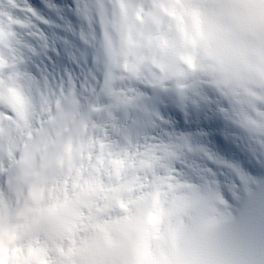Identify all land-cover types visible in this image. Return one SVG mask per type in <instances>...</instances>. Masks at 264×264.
<instances>
[{
  "label": "snow or ice",
  "instance_id": "1",
  "mask_svg": "<svg viewBox=\"0 0 264 264\" xmlns=\"http://www.w3.org/2000/svg\"><path fill=\"white\" fill-rule=\"evenodd\" d=\"M119 10L142 33L138 51L113 68L105 55L111 7L106 0L76 5L89 29L80 39L99 70L91 88L78 87L70 73L41 83L24 69L22 49H36L8 15L12 39L0 47V264H186L182 242L225 224L233 249L264 251V176L220 156L235 151V138L264 157V140L256 146L227 86L196 67L197 52L244 25L240 10L264 36V0H120ZM28 35L47 44L41 30ZM172 62L179 72L169 71ZM165 102L189 119L222 118L209 132L228 143L218 140L213 150L202 121L191 131L168 127ZM204 159L220 169L202 166Z\"/></svg>",
  "mask_w": 264,
  "mask_h": 264
},
{
  "label": "bare ground",
  "instance_id": "2",
  "mask_svg": "<svg viewBox=\"0 0 264 264\" xmlns=\"http://www.w3.org/2000/svg\"><path fill=\"white\" fill-rule=\"evenodd\" d=\"M106 1H109V6L111 7L113 14L111 17L112 38L105 47V55L107 57L108 63L113 68H115L123 60L130 58L134 53L138 51L137 41L142 33V26L139 21L135 20L134 17L130 21H126L123 18L119 10L120 0H106ZM84 2L91 3L92 0H74L73 9L70 12L69 10H66L64 6V1H59V0H43L42 1L43 7H37L35 4L29 3V0L27 1L26 0H16V3L19 7H13L8 2H4V1L2 2V0H0V3H1L0 10H2L4 13L7 14V15H0V38L12 32L13 22L8 20V15H11L12 17H14L16 21H19V24L24 23L25 25H29L30 32L41 30L43 34H45L47 37L53 36L54 40H56L57 38H60L62 40L63 39L67 40L68 42L70 41L69 38L66 36L64 37L63 35L59 34L57 31H54L55 29L50 27V24H46L45 27H40V28L37 27L36 24H33L31 17L24 13V9H27V10L28 8L33 9L38 16H40L43 20L48 21V23L49 22L58 23L57 26L60 25L62 27H67V29L71 30L73 34H76L75 32L79 34L82 28L86 33L89 31L86 21H84L81 16L77 15L75 11L77 3L83 4ZM5 5L9 6V10L5 8L6 7ZM52 5L57 8V10L53 13L48 8V6H52ZM72 15H74L75 17L79 19H82L83 20L82 25L76 24L74 20H72ZM236 16L242 19H245L246 22L244 23V25L236 30H226L223 33L221 42L214 49H210L209 51L203 54H201L200 52H197L196 53L197 65L199 66V68L201 67L205 69V72L209 71L214 81L218 79L224 80L226 77L227 78L232 77L235 81H237L238 84L239 82L241 81L243 82L246 80L254 81L256 79L257 81H259L260 78L258 75L263 74L264 76V68L262 66L258 68L259 66L258 62L259 63L264 62V60H261L263 59L264 54L261 57H258V58L255 57L253 59L251 58L252 57L251 54H249L248 59H247V56L245 55L242 56L241 54L242 37L240 36V33L245 28L250 30V28H252L254 25L252 24L251 20L248 19L246 11L240 10L238 13H236ZM127 22L129 24V27L131 28V31H130L131 34L129 36H126V35L123 36L121 34L120 28L124 25V23L126 24ZM113 29L116 30V35L113 34L114 32ZM18 33L20 34L21 39L25 43L31 44L35 48L37 46L40 47L41 44L43 43L42 41L37 40L36 38L32 36H30L31 38H29L25 34H22L20 32ZM87 35H88V40L92 42L93 44H95V41L92 38V34L88 33ZM7 36L10 37L8 40L10 41L12 37L10 35H7ZM82 43L83 44L81 46H76V47H74V45L71 44L70 47L72 48V51L71 50H68V51H71V57L74 60H76L80 66H83V65L86 66L88 64L87 62L88 60L89 61L93 60V57H92L93 49H90V47L87 44H85L83 41ZM9 46L10 45L8 43L7 46H4L3 44L0 47L9 48ZM261 49L264 53V48L262 47V45H261ZM22 50L25 54L26 50L28 49L23 48ZM60 50H65V49H60ZM68 51H66V53ZM114 57H116L117 59L116 62H115V59H113ZM245 66H247L251 70L253 69V73L251 71L249 72V70H245ZM24 69L33 73L28 67H25ZM168 69L169 70L173 69V72H178L181 70L179 69V67H177L175 62L169 63ZM74 72H72L71 70H66L64 74L59 78V80L55 79V81H52V80L51 81L52 83L60 82L62 79L66 78L69 73L72 75L74 74ZM207 74L209 73L207 72ZM98 75H99V70L96 66L92 70L91 74L89 75V78L86 79L84 86L88 88L95 86L94 77ZM221 80H218V81H221ZM83 90L84 89L82 88L81 91ZM16 102L18 104H22L23 98L18 97L16 99ZM68 107L69 106L66 105V108ZM251 129L253 132L257 131L253 128ZM257 132L262 134L260 131H257ZM213 150H216V149H213ZM224 153H228V152L221 151L220 156L222 158H224V155H223Z\"/></svg>",
  "mask_w": 264,
  "mask_h": 264
},
{
  "label": "rangeland",
  "instance_id": "3",
  "mask_svg": "<svg viewBox=\"0 0 264 264\" xmlns=\"http://www.w3.org/2000/svg\"><path fill=\"white\" fill-rule=\"evenodd\" d=\"M106 2L109 3V1H106ZM30 12L32 14H34L33 11H29V9H28V11H26L27 14H29ZM34 15H35L34 18H38L36 16V14H34ZM120 29H121V34L123 36L124 35L129 36L131 34L130 33L131 28L129 27L128 22L126 24L124 23V25ZM113 34L116 35V30H114ZM240 36L242 37V39H241V46H242L241 54H242V56L243 55L247 56V59H248L249 54L252 55V57H251L252 59L255 57L258 58V57L263 56L264 53L261 49V45H262V47H264V36H262L257 31L255 25L252 28H250V30H248L247 28L242 30V32L240 33ZM113 59H115V62H116V60H117L116 57H114ZM261 60H264V56H263V59H261ZM196 64H197V60H196ZM258 64H259L258 68L261 66L264 68V62L263 63L258 62ZM245 70H249V72L251 71L253 73V69L251 70L247 66H245ZM169 71L173 72V69H171ZM206 71H207V69H206ZM207 72H209V71H207ZM207 72H205V69L200 67V74L201 75L209 77V74H207ZM258 76L260 78L259 81H257L255 79L253 82H250L248 80L245 82L246 89H248V90L243 93L244 98L247 97V95H249V94H251L250 98L264 95V76H263V74H260ZM218 80H221V79H218ZM221 81H225V82L229 81L231 84V85L229 84L231 86V89L236 87L235 85L237 84V81H235L232 77H230V78L226 77L224 80H221ZM221 81H219V82H221ZM221 83H223V82H221ZM252 86L253 87L260 86L262 88V90L258 91V90L250 89V87H252ZM239 87L240 86L238 85L237 88L239 89ZM234 91H237V90H234ZM254 120H255V118H254ZM260 121L259 120L257 121V119H256L257 124H260ZM254 125H256V124H254Z\"/></svg>",
  "mask_w": 264,
  "mask_h": 264
}]
</instances>
